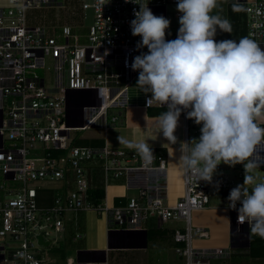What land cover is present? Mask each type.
I'll return each mask as SVG.
<instances>
[{"label": "built area", "instance_id": "obj_1", "mask_svg": "<svg viewBox=\"0 0 264 264\" xmlns=\"http://www.w3.org/2000/svg\"><path fill=\"white\" fill-rule=\"evenodd\" d=\"M226 1L243 6L247 17L245 37L257 41L264 50V0ZM94 3L95 0L82 1L85 13L93 10V21L87 41L81 42L80 34L74 32L70 23L62 24L57 34L47 25L28 23V8L62 6L63 1L0 0V172L5 179L22 181L18 187L0 180V264H51L40 255L37 244L42 243L38 234L51 242L47 238L50 229L62 230L63 216L68 211L91 208L105 211L109 228L118 229V239L131 244L143 242L141 229L146 228L143 223L151 217L157 218L158 225L183 220L184 225L174 228L173 234L182 264H213L214 258L231 256L236 250L233 241L229 246L194 243L196 237L210 235L206 226L194 223L193 211L210 202L211 186L222 188L228 205L227 198L236 186L226 174H215L211 182L197 183L196 178L184 171V193L176 202L169 203L166 185L150 182L151 170L167 168L166 156L153 152L154 159L148 164L127 147L72 142L71 130L115 124L123 112L109 116L110 109L134 104L135 101L131 103L134 97L141 98L136 103L149 108L147 99L151 96L136 85L139 73L130 67L135 56L148 52L146 47L137 49L141 37L131 34L130 22L135 19L134 10L139 11V4L109 0L101 12ZM138 3L148 4L154 15L168 19V4H177L178 0H138ZM181 15L175 11L177 23L166 32L167 40L177 38ZM48 57L54 63L53 85L47 84L46 76L40 72ZM113 87L117 91L111 95ZM151 107L167 109L155 102ZM181 115L189 142L190 119L186 118V112ZM258 154L264 158V149H258ZM96 158L104 160L106 182L109 178L125 177L129 185L138 187V193L127 204L109 207L103 202L94 205L89 200L95 167L85 162ZM258 163L264 168V159ZM43 178L61 179V188L65 189L45 206L39 205L38 189L30 185ZM72 181L76 185L69 189ZM235 212L233 235L238 243H244L250 228L247 223H237ZM64 264H108V261L89 260L81 255L68 256Z\"/></svg>", "mask_w": 264, "mask_h": 264}, {"label": "clouds", "instance_id": "obj_2", "mask_svg": "<svg viewBox=\"0 0 264 264\" xmlns=\"http://www.w3.org/2000/svg\"><path fill=\"white\" fill-rule=\"evenodd\" d=\"M139 4L130 28L140 36L137 49L147 53L134 57L130 67L138 71L136 85L151 93L153 102L167 111L157 117V129L168 143H177L174 135L182 112L201 125L198 139L184 142L179 163L183 170L199 181L211 182L218 165L242 164L243 185L231 189L227 208L238 213L237 223H247L252 234L264 238V179L255 175L264 149V50L254 39L217 41V30L231 33L227 19L212 14L220 0H178L177 38L166 39L170 20L154 15L148 4ZM109 0H95L102 12ZM126 66H128L126 61ZM118 143L133 149L151 164L154 153L147 141H135L121 135ZM251 186V190L249 187ZM237 204L240 207L237 208Z\"/></svg>", "mask_w": 264, "mask_h": 264}, {"label": "rangeland", "instance_id": "obj_3", "mask_svg": "<svg viewBox=\"0 0 264 264\" xmlns=\"http://www.w3.org/2000/svg\"><path fill=\"white\" fill-rule=\"evenodd\" d=\"M63 1L62 6H40V7H30L27 9V20L29 24H44L50 27V29H55L54 33L57 34L60 32L62 24L70 23L74 27V32L80 34V41H87V33L89 32V25L93 21V10L82 9L83 0H60ZM177 10V4H168L167 17L170 20V27L166 32L172 30L173 25L177 23V18L175 16V11ZM85 14H87L85 16ZM214 15H219L223 19H231L229 13V4L226 0H220L218 8L214 9ZM246 15V13H245ZM246 17V16H245ZM82 23V26L79 25ZM53 32V31H51ZM216 40H225L232 39L236 40L234 32L231 33L222 32L219 29L215 36ZM53 60L50 57L47 58L46 67L40 69V72L46 76L47 84H54V66ZM137 82V80H136ZM135 82V83H136ZM117 91V87H113L110 90L111 95ZM135 101V102H134ZM141 98H131V103L140 102ZM132 105V104H130ZM116 107L110 109L109 116L120 110L123 112V118L129 113L130 107ZM119 114V113H118ZM119 122V121H118ZM260 126L264 127V117L259 121ZM121 124V123H119ZM109 125H113L111 122ZM201 125H196L194 120L190 119L189 126V136L190 141L193 139H198L201 135L200 132ZM106 129L104 126L93 125L85 129H73L71 130L72 142L75 144H91L92 137H101L104 140ZM39 146H42L41 142H38ZM155 151V150H154ZM87 166L95 167L93 168V173H96L97 181L106 182L103 165L104 160L96 158L95 160L85 162ZM224 173L226 174L233 186L243 185L245 169L242 164H237L235 166H229L224 163L218 165L215 174ZM214 174V175H215ZM255 175L259 178L264 179V168L263 166H258L255 169ZM0 180L5 182L8 186L14 185L21 187V180H8L4 178V175L0 172ZM103 180V181H102ZM119 181L114 178H109L107 182ZM63 180L61 179H38L30 183L31 186H34L38 189V200L39 205L45 206L53 202V199L58 194L65 191L64 188H61ZM75 181L70 183V187H75ZM250 187L251 186H247ZM211 196L210 205H213L219 209H226L227 206L223 208L222 205H226L222 188L218 186H211L209 189ZM228 209V208H227ZM229 210V209H228ZM64 226L60 231L50 229V233L47 235V238L51 240L49 245H40L37 246L40 248V255L47 258L48 263L54 264L58 261H62L64 264L65 259L68 256L77 257L78 251L80 249H87L90 246H95V248H107V261L108 264H182L183 260L179 255V252L176 250V245L173 241V235L168 233L167 237L156 236L152 233L148 238L147 246H134V247H108V219L106 212H99L95 208L81 210V211H68L64 216ZM193 221L194 211H193ZM184 225L183 220H169L165 222L161 228H176L182 227ZM143 226L146 228L158 226V220L155 217H151L144 221ZM253 243L250 245L254 255L260 256L264 254V238L255 234H251ZM254 235V236H253ZM230 237V236H229ZM208 237H202L194 239L195 244H201L202 240L204 241ZM17 242H15L16 244ZM231 245V241H228ZM223 243L222 246H229L228 244ZM63 257V258H61ZM246 259H249L248 255L245 253L237 252L232 254L229 257L214 258L212 260L213 264H246ZM252 264H259V260L250 262ZM247 263V264H250ZM262 264V262H260Z\"/></svg>", "mask_w": 264, "mask_h": 264}, {"label": "crops", "instance_id": "obj_4", "mask_svg": "<svg viewBox=\"0 0 264 264\" xmlns=\"http://www.w3.org/2000/svg\"><path fill=\"white\" fill-rule=\"evenodd\" d=\"M130 106L129 113H127L125 118H123L122 115L119 118V122L113 125L104 126L106 129L104 140L101 137H94L91 144L95 146L108 144L110 146L125 147L118 143V135L135 141H147L153 152L166 156L168 161L166 169H154L150 171V182L152 184L163 182L167 189V202L174 203L185 190L184 170L179 163V158L181 156L180 148L186 147V145H184V142H186V131L184 128L185 119L182 115L180 116L178 128L174 133L178 138L177 143L172 145L167 142L162 133L158 132L157 117L159 115H151L148 108L142 103H134ZM97 180L98 178L95 173L91 177L90 184L92 181H95L96 183ZM117 180L119 181L105 182V184L103 180V182L99 180V182L105 187V198L103 203L106 206L125 205L132 195L138 193V187L129 185L125 177L117 178ZM95 183L92 184L95 185ZM222 206L224 208L226 205ZM194 219L196 223L206 226L210 230L208 238L204 241L202 240L201 244H196L197 246H222L223 243L231 241L232 244L233 241L236 250L250 247H240L239 245L242 243H238L234 235L231 233L232 216L230 209H219L208 203L205 208L194 210ZM107 225L109 230V224ZM249 240L251 245V235L249 236ZM226 245H229V243ZM90 248H95V246H90ZM243 253L246 254V252ZM261 258H264V254L256 257L249 256L247 261L250 263L251 261L253 262L256 259H260V264V262L263 261ZM262 264H264V262H262Z\"/></svg>", "mask_w": 264, "mask_h": 264}, {"label": "trees", "instance_id": "obj_5", "mask_svg": "<svg viewBox=\"0 0 264 264\" xmlns=\"http://www.w3.org/2000/svg\"><path fill=\"white\" fill-rule=\"evenodd\" d=\"M228 4H229V13L231 15V19H229L228 21L231 23L232 30L234 32V36L236 37V39H241V38L245 37L247 34V17H245L246 16L245 10L241 4H235V3H228ZM148 111L151 115H159L162 112L167 111V109L166 108L149 107ZM119 112H121V110ZM91 139L93 141L94 137H92ZM92 141H91V143H92ZM90 145H92V144H90ZM95 180H96V178H95ZM92 183H95V181H92L90 184V187L88 189V198L94 205H97L98 203L103 202V200L105 198V187L99 181H96L95 185ZM161 227H162V225L147 228L148 238L150 237V235L152 233V228H154L153 234L156 236L167 237L168 233H171V235L174 234V228L169 229V228H161ZM256 238H261V237H256ZM173 241H174L175 245L178 244L174 240V237H173ZM253 241L254 240L251 237V244L253 243ZM147 245H148V240H147ZM237 252H241V253L246 252V255H248V257L249 256L256 257V255H254V253H253L252 249H250V247L246 248V249H237L232 254L237 253ZM61 258H63V257H61ZM247 260L248 259H246V261ZM261 260H263L262 262H264V258L263 259L261 258ZM247 263H249V262L247 261L246 264ZM56 264H62V261H58V262H56Z\"/></svg>", "mask_w": 264, "mask_h": 264}, {"label": "water", "instance_id": "obj_6", "mask_svg": "<svg viewBox=\"0 0 264 264\" xmlns=\"http://www.w3.org/2000/svg\"><path fill=\"white\" fill-rule=\"evenodd\" d=\"M235 211H231V233L233 234L236 231V223H235ZM143 232V242L139 244H131V243H126L122 242L120 239H118L117 235L120 232L118 229H109L108 230V247L113 248V247H127V246H147V240H148V231L147 228L141 229ZM249 229H247V240L239 245L240 247H249L250 246V240H249ZM38 239L39 242L44 244V245H49L50 241L49 240H44V236L42 233L38 234ZM81 255H86V257L89 260H94V261H106L107 259V248H87V249H80L78 251V256L80 257Z\"/></svg>", "mask_w": 264, "mask_h": 264}]
</instances>
